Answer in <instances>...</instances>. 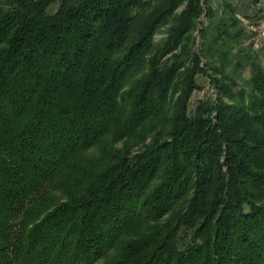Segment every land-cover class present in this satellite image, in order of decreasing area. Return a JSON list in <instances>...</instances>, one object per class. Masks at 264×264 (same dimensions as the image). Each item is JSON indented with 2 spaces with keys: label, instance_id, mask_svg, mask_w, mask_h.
Segmentation results:
<instances>
[{
  "label": "trees",
  "instance_id": "trees-1",
  "mask_svg": "<svg viewBox=\"0 0 264 264\" xmlns=\"http://www.w3.org/2000/svg\"><path fill=\"white\" fill-rule=\"evenodd\" d=\"M213 1L0 0V264H264L259 0Z\"/></svg>",
  "mask_w": 264,
  "mask_h": 264
},
{
  "label": "rangeland",
  "instance_id": "rangeland-1",
  "mask_svg": "<svg viewBox=\"0 0 264 264\" xmlns=\"http://www.w3.org/2000/svg\"><path fill=\"white\" fill-rule=\"evenodd\" d=\"M237 6H242L244 3H246V0H232ZM217 0L213 1V4L216 5ZM57 7V5H53L52 6V10H55ZM182 6H180L177 9V12L180 11ZM241 20L243 22L244 25H246L248 22H252L255 21L257 19L260 20V22L264 21V0H259L256 4L251 5L248 10H247V15L243 16L240 15ZM201 22H203L204 24L207 23L206 21V17L203 16L201 18ZM255 25V24H254ZM166 26L167 25H163L159 28V30H157V32L154 35V39L155 41L160 40L161 38H163L165 36V31H166ZM250 28L251 25L249 24ZM195 34L197 35V44L199 45L201 42V38L198 35V30L195 31ZM254 48L258 49V54H259V59L262 63V65L264 66V40H262L261 38H259L256 34H254ZM244 41V46L246 47L248 42H252L251 38L249 39H243ZM240 72H242V74L246 75L247 74V68L246 69H241ZM196 81L199 84V88L195 89L191 95L190 98V102H189V113L192 114L194 111V108L196 106V104L200 101V100H205V99H216L219 95V93L216 91V89L212 86L211 81L209 80V78L203 74V73H199L196 76ZM216 115L212 114V118H213V122H216Z\"/></svg>",
  "mask_w": 264,
  "mask_h": 264
},
{
  "label": "built area",
  "instance_id": "built-area-1",
  "mask_svg": "<svg viewBox=\"0 0 264 264\" xmlns=\"http://www.w3.org/2000/svg\"><path fill=\"white\" fill-rule=\"evenodd\" d=\"M251 29L254 30L256 33V35L261 38L262 40H264V21L259 22L256 25H251Z\"/></svg>",
  "mask_w": 264,
  "mask_h": 264
}]
</instances>
